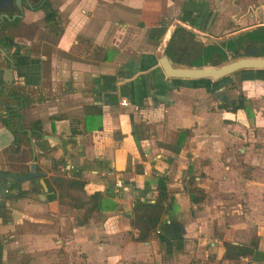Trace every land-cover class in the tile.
<instances>
[{
    "label": "crops",
    "instance_id": "crops-1",
    "mask_svg": "<svg viewBox=\"0 0 264 264\" xmlns=\"http://www.w3.org/2000/svg\"><path fill=\"white\" fill-rule=\"evenodd\" d=\"M50 1L63 31L26 10L9 54L0 51V172L24 174L34 159L44 173L0 178V264H264V69L214 81L170 78L159 64L177 25L205 44L257 33L245 44L259 54L264 0ZM33 30L45 33L42 49ZM240 93L249 115L220 106ZM2 119L19 124V143ZM74 169L86 194L104 198L85 225L83 209L60 204L48 185ZM160 176L169 211L138 241L134 203L155 201ZM189 176L206 193L200 203ZM253 238L251 257L223 259V241Z\"/></svg>",
    "mask_w": 264,
    "mask_h": 264
},
{
    "label": "trees",
    "instance_id": "trees-1",
    "mask_svg": "<svg viewBox=\"0 0 264 264\" xmlns=\"http://www.w3.org/2000/svg\"><path fill=\"white\" fill-rule=\"evenodd\" d=\"M44 23L48 31L59 35L63 31L61 22L58 19L57 12L54 10L51 4L45 7ZM195 33L183 26L177 25L168 43L165 46L164 54L175 66L185 67H204V66H219L228 61L229 57L234 59L239 57L250 56L253 51L250 48L253 45H246L245 42L249 38L255 37L257 41L258 34H244L243 36H235L226 41L218 43L203 44L200 41L195 40ZM253 35V37H252ZM246 40L244 41V38ZM261 42V48L259 49L258 56H264V31L259 34ZM248 41V40H247ZM246 43V44H245ZM237 73V72H234ZM228 76H225L226 78ZM204 79V78H202ZM222 79V78H221ZM247 98L243 94H238L235 98H226L220 106L230 111H236L237 109H243L249 115ZM2 122L11 130L14 134V141L19 143V136L17 133L20 131V126L17 122L7 121L2 119ZM31 134L33 137H40L42 134L39 121H33L29 125ZM188 130L182 131L177 135L176 144L171 147V150L178 152L180 145L187 135ZM85 178L82 175L80 169H74L70 175H54L51 176L48 185L51 189H57L58 202L60 204H68L70 207L83 209V213L80 218L77 219L78 225H85L88 223L92 213L102 208L103 194L96 191L92 194H86L84 191ZM168 178L160 176L156 181V199L150 203L147 201H136L132 209V227L138 230L136 240L146 241L150 235L158 229L159 223L162 221L164 215L169 211L168 198L170 196L168 188ZM187 192L192 203H200L205 197L206 193L203 189L197 187L194 184V177L189 176L187 179ZM225 251L223 259L236 260L241 257H251L257 247L258 240L253 238L247 244H232L231 242L223 241Z\"/></svg>",
    "mask_w": 264,
    "mask_h": 264
},
{
    "label": "water",
    "instance_id": "water-1",
    "mask_svg": "<svg viewBox=\"0 0 264 264\" xmlns=\"http://www.w3.org/2000/svg\"><path fill=\"white\" fill-rule=\"evenodd\" d=\"M159 64L164 71V74L170 78H210L216 81L225 76H229L238 70L264 69V57L258 56L255 52H252L250 56L239 57L219 66L185 67L174 66L168 57L163 55L159 60ZM35 177L43 178L44 173L36 170L34 159L29 166V170L24 174L19 175L14 172H0V178H9L17 182L28 181Z\"/></svg>",
    "mask_w": 264,
    "mask_h": 264
},
{
    "label": "flooded vegetation",
    "instance_id": "flooded-vegetation-1",
    "mask_svg": "<svg viewBox=\"0 0 264 264\" xmlns=\"http://www.w3.org/2000/svg\"><path fill=\"white\" fill-rule=\"evenodd\" d=\"M49 4L50 0H0V51L9 54L7 46L12 44L11 32L24 26L26 10H42L45 18V7Z\"/></svg>",
    "mask_w": 264,
    "mask_h": 264
},
{
    "label": "rangeland",
    "instance_id": "rangeland-1",
    "mask_svg": "<svg viewBox=\"0 0 264 264\" xmlns=\"http://www.w3.org/2000/svg\"><path fill=\"white\" fill-rule=\"evenodd\" d=\"M60 22H61V21H60ZM44 34H45V33H44ZM44 34H40L39 31H36V30L34 31V30H33V32L31 31V33L28 34L29 36H27V37H31V38L36 37V39L40 37V38L43 40V39H44ZM35 35H36V36H35ZM243 35H244V34H243ZM243 35H240V36H243ZM36 39H35V40H36ZM195 40L200 41V42H202L203 44L206 43V42L202 41V39H201L199 36H197V35H195ZM245 40H246V37L244 38V41H245ZM40 43H41L40 40L37 39V43H36L37 45L34 43V44H35V45H34L35 50L42 49V48L40 47ZM44 50H45V49H43L42 51H44ZM231 60H234V58L229 57V58H228V61H231ZM228 61H227V62H228ZM225 63H226V62H225ZM223 64H224V63H223ZM229 76H230V75H229ZM234 78L237 80V76H235ZM236 82H237V81H235V83H236ZM235 83H233V84H235ZM25 225L28 226L29 224L26 223Z\"/></svg>",
    "mask_w": 264,
    "mask_h": 264
},
{
    "label": "built area",
    "instance_id": "built-area-1",
    "mask_svg": "<svg viewBox=\"0 0 264 264\" xmlns=\"http://www.w3.org/2000/svg\"><path fill=\"white\" fill-rule=\"evenodd\" d=\"M123 103H125V100H122ZM158 231V230H157Z\"/></svg>",
    "mask_w": 264,
    "mask_h": 264
}]
</instances>
